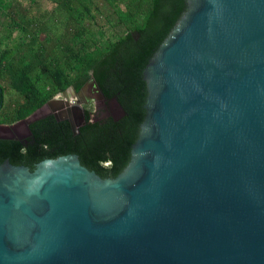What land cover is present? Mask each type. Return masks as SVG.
Returning <instances> with one entry per match:
<instances>
[{"label":"water","instance_id":"water-1","mask_svg":"<svg viewBox=\"0 0 264 264\" xmlns=\"http://www.w3.org/2000/svg\"><path fill=\"white\" fill-rule=\"evenodd\" d=\"M142 78L116 178L0 164V264H264V0H187Z\"/></svg>","mask_w":264,"mask_h":264},{"label":"trees","instance_id":"trees-1","mask_svg":"<svg viewBox=\"0 0 264 264\" xmlns=\"http://www.w3.org/2000/svg\"><path fill=\"white\" fill-rule=\"evenodd\" d=\"M56 2L67 13H79L86 6L80 0ZM130 6L126 31L103 49L82 53L46 37L29 59L16 61L6 52L0 54V112L6 86L21 96L13 122L26 119L68 88L78 93L91 79L105 101L114 100L122 111L118 119L95 121L87 114L76 135L52 116L35 121L28 126L31 137L26 141L0 139V164L8 160L33 171L44 160L76 155L83 167L103 179L123 172L146 115L143 71L187 12V0H134ZM42 79L52 85L49 94L38 87Z\"/></svg>","mask_w":264,"mask_h":264},{"label":"rangeland","instance_id":"rangeland-1","mask_svg":"<svg viewBox=\"0 0 264 264\" xmlns=\"http://www.w3.org/2000/svg\"><path fill=\"white\" fill-rule=\"evenodd\" d=\"M56 1L0 0V54L6 52L8 59L16 61L29 59L31 51L36 50L46 37L73 46L82 53L103 49L126 31V25L129 24L127 13L134 2L80 0L86 6L79 13H67L59 9ZM38 87L45 94L53 89L46 79H42ZM56 95L61 93L55 94L47 102H51ZM20 103L21 96L6 86L0 112V122H4L2 125L15 120V112ZM46 111L41 110L37 116H42ZM94 113L97 120L105 119L107 115L114 119L122 115L115 101L109 104L104 100H99ZM16 122L19 129L15 137H25L27 121Z\"/></svg>","mask_w":264,"mask_h":264},{"label":"flooded vegetation","instance_id":"flooded-vegetation-1","mask_svg":"<svg viewBox=\"0 0 264 264\" xmlns=\"http://www.w3.org/2000/svg\"><path fill=\"white\" fill-rule=\"evenodd\" d=\"M85 85L78 93L65 91L61 93V95H56L52 98L51 102H46L40 109H38L37 113L33 115L29 123H25L26 136L23 138L15 137L19 129V126L16 125L17 122L7 125L0 124V139L26 141L31 137V132L29 128H27V125L29 126V124L48 116H52L57 122L67 123L71 132L76 135L77 130L84 124V119L87 114H90L91 120H97L94 109L96 110L97 104L99 103V100H101L92 88L85 90L87 87ZM111 101L106 102H109L110 104ZM43 109L47 110L46 113L42 116H37V114ZM109 117L113 118L111 115L106 116V118Z\"/></svg>","mask_w":264,"mask_h":264},{"label":"bare ground","instance_id":"bare-ground-1","mask_svg":"<svg viewBox=\"0 0 264 264\" xmlns=\"http://www.w3.org/2000/svg\"><path fill=\"white\" fill-rule=\"evenodd\" d=\"M88 88H90V87L87 85V87H86V89H85V90H87Z\"/></svg>","mask_w":264,"mask_h":264}]
</instances>
